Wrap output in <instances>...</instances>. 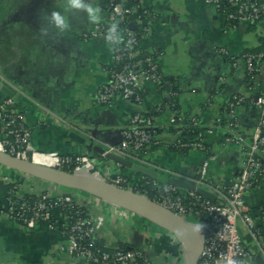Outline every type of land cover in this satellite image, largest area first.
<instances>
[{
    "label": "crops",
    "instance_id": "crops-1",
    "mask_svg": "<svg viewBox=\"0 0 264 264\" xmlns=\"http://www.w3.org/2000/svg\"><path fill=\"white\" fill-rule=\"evenodd\" d=\"M95 2L102 9L99 21L74 17L71 30L60 33L47 14L63 7V0H0V73L9 83L0 82V102L15 101L38 152L61 157L92 155L95 169L107 182L125 178L135 185L151 179L160 188H173L170 180L177 178L208 195H214L213 185L230 187L243 167V144L251 141L260 122L256 100L264 94V61L255 87H248L247 63L242 58L261 46L264 20L233 26L206 0H143L149 14L137 26L143 31L137 60L155 58L159 74L172 82L175 91L144 80L142 102L116 95L101 105L98 92L110 82V71L121 64L115 46L104 37H88L106 21L102 0ZM231 60L237 61L236 68ZM173 96L180 117L198 120L205 131L206 150L177 149L179 135L173 130L157 132L156 144L145 153L109 150L120 147L122 132L135 116L160 123L172 119L176 115L171 107ZM238 96L243 102L232 117L228 108ZM232 119L238 124L235 134L244 143L229 140L231 131L220 126ZM136 166L151 170L156 178L144 177ZM12 183L23 194L80 204L93 221V237L111 249L127 245L142 252L150 264H183L176 235L140 211L2 165L0 264H91L85 256L75 255L63 228V211L53 210L50 222L32 228L10 220ZM246 203L251 212L264 207V184L247 195Z\"/></svg>",
    "mask_w": 264,
    "mask_h": 264
},
{
    "label": "built area",
    "instance_id": "built-area-1",
    "mask_svg": "<svg viewBox=\"0 0 264 264\" xmlns=\"http://www.w3.org/2000/svg\"><path fill=\"white\" fill-rule=\"evenodd\" d=\"M113 3L105 10L106 21L103 25H98L88 35V37L101 38L104 37L108 28L112 24H117L121 33L120 41L116 48V58L121 64L117 70L110 71V82L104 85L98 92L97 102L101 105H107L116 96L120 95L124 99L142 102L138 92L143 89L142 82L152 81L157 84L161 81V75L158 71V66L152 57H147L144 60H137V49L139 40L132 30V26L137 27L144 19H142L136 10L112 0ZM140 5L144 9L146 16L149 14L142 5L143 0H139ZM207 3L213 6L219 14H221L228 23H257L264 19V0H206ZM225 1L228 6L235 11L227 10L223 6ZM133 17L135 20L131 22L130 28L128 25V17ZM145 16V17H146ZM124 44L123 48H118ZM225 55H227L224 52ZM261 60L263 55H246L247 68L253 71V63L255 59ZM260 62V61H259ZM147 65V68L145 66ZM238 65L236 60H233V68ZM0 82L8 83V81L0 73ZM12 86V85H11ZM15 92H20L12 86ZM23 94V93H22ZM236 102L229 105L230 114L234 117V110L237 105L243 102L242 98L235 97ZM1 106L15 108L13 99H5L0 102V124L5 123L2 129L11 135H14L15 141L4 140L0 141V152L9 154L17 159L35 163L37 156L52 160V165H42L53 167L63 171L65 167L76 163L73 174H81L86 171L91 177L100 178L101 181L109 183L102 179L100 173L95 169L96 159L92 155H82L73 160L71 157H61L52 154H44L38 152L32 145L31 132L24 123L13 130H9L18 120H23L21 113L13 110L12 114H5ZM256 110L260 117V122L255 131L252 141L244 143L240 135H229V140L239 141L244 143V163L238 176L234 179L230 187H224L222 184L212 186L214 190L215 201L204 198L196 192L185 193L194 198H203V204L206 213L209 215V226L199 218L189 212L183 205V197H178L175 200L165 198L164 200L152 201L156 205L174 213L181 217L184 221L192 226L201 240L202 250L199 255L197 264H257L256 257L261 256L264 261V211L260 210L252 213L247 208L246 197L253 190L264 184V180H260L258 186H255L259 177L264 176V94H260L256 100ZM191 121H194L192 119ZM189 122L181 117H173L168 122L160 123L153 118L144 119L140 116H135L131 123L122 132L123 139L120 147H111L109 150H119L122 153H139L146 152L148 148L156 144V134L161 130H171L172 128L180 136L184 131L186 123ZM192 150H205L202 143H194L189 145ZM37 164V163H36ZM40 165V164H39ZM207 163L205 164V167ZM68 172V171H66ZM122 179L116 178L110 181L113 186L119 187ZM16 193L10 192L8 216L14 222H21L24 226L34 227L39 222H50L52 220L53 210L59 209L64 214L63 228L66 229L67 235L71 234V247L75 252L78 239L83 236L93 237V221L90 217L78 219L75 223H71L70 214L60 207L58 203L50 207L44 201H38L32 207H29L24 202L23 195L19 192L20 187L14 186ZM173 189H176L173 187ZM21 191V190H20ZM185 196V197H186ZM49 199H52L49 197ZM70 201V200H68ZM19 208V211H17ZM32 214L27 215L28 211ZM26 211L27 213H24ZM198 225L203 227L198 228ZM246 232V235L243 233ZM172 232V231H171ZM177 237V243L182 255L183 264H190L192 260L193 247L185 238L181 239V235L174 232ZM185 240V241H184ZM250 242L251 246H249ZM186 243L191 246V251L186 250ZM195 245V244H194ZM190 247V248H191ZM198 247V246H197ZM140 252V251H139ZM139 252L130 251L127 253L119 252L115 255V260H109L108 255L102 257V262L98 263L93 256V253L85 254L91 264H132L135 262ZM148 261V260H147ZM147 264H150L147 262Z\"/></svg>",
    "mask_w": 264,
    "mask_h": 264
},
{
    "label": "trees",
    "instance_id": "trees-1",
    "mask_svg": "<svg viewBox=\"0 0 264 264\" xmlns=\"http://www.w3.org/2000/svg\"><path fill=\"white\" fill-rule=\"evenodd\" d=\"M117 2H120L121 4H124V5H128L129 8L136 10L138 15L142 19L145 18L146 14H144V9L140 5L139 0H118V1H115V4ZM112 3H113L112 0H102V6H103L104 11L107 10V7H109ZM223 6H225V8L227 10H229V11L231 10V12L235 11L233 8L228 6V4L225 1H223ZM134 20L135 19L132 16L128 17L129 23L127 26L129 28L131 26V22L133 23ZM229 24H231L233 26H237L240 23L232 22ZM133 32L136 35V37L138 38V40H140L142 38V34H143L142 30H140L139 28L136 27V29ZM123 47H124V44L122 43V45H120V47H118V48H123ZM115 48H117V47H115ZM246 55H255V56L263 55L261 60H258V57H257V59H255V61L253 63V71L248 70V68L246 70L247 86L248 87H255V81H254L255 76L258 72L260 63L264 61V38L262 39L261 46L258 49L251 50V51H248L245 53V55L242 58L243 59L242 61H244V62L246 60V58H245ZM225 56H227V55H225ZM152 59L155 60V58H153V57H152ZM231 63L233 64L232 60H231ZM145 68H147V65L145 66ZM158 85L160 88L167 90L170 93L175 91V89L173 88L172 82L163 78V77H161V81ZM138 94H139L140 100L143 101L145 99L144 90L141 89L138 92ZM175 99L176 98L174 96L171 97V100H172L171 101V107L176 112L175 117L179 118L180 117L179 106H178V103ZM234 102H236V100L232 99L231 103H234ZM1 109L5 114H12L14 112L13 111L14 109L17 110L16 107L12 108V107H7V106H1ZM228 111H230V108H228ZM22 123H23V120L22 121L18 120L14 126L10 127L9 130H13L15 127H19ZM4 124L5 123L3 122L0 124V126L3 127ZM220 126L226 127L228 129V131H231L229 133H232L234 135L237 134L238 124H237L236 119H234V120L232 119L231 121H225L224 120L220 123ZM171 130L175 131L174 128H172ZM262 131L264 133V128L262 129ZM204 132L205 131L200 126L198 120H196V119L194 121L190 120L189 122L186 123L184 131L179 136V139H178V142L176 145L177 149L182 150V151L192 150V148L189 145L194 144V143H202L203 146L205 147L206 145L204 144V139H203L204 138ZM252 139H251V141H252ZM4 140H9V141L14 142L15 137H14V135L9 134L8 131L4 132L2 129H0V141H4ZM205 150H206V147H205ZM69 157H71L73 160H76V158H77V156H69ZM30 160H31V158L29 155V161ZM75 167H76V163L71 164L69 167H65V170L68 172H73ZM239 172H238V174H239ZM238 174H237V176H238ZM120 179H122V182L119 184V188H121L123 190H130L136 194L146 196L150 201H153V202L159 201V200H164L165 198L175 200L178 197H183L184 199H183L182 203L186 207V209L189 212H191L195 218H199V219L203 220L207 227L209 226V221H208L209 215H208V213H206V210L203 206L205 199H203V198L197 199V198L191 197L189 195L186 196V194L182 193L179 189L166 188V187L160 188V187H158L157 183L151 179L141 180L135 185H131V183L128 179H125V178H120ZM260 180H264V176L259 177V180L255 184V186H258V184L260 183ZM109 183H110V181H109ZM15 185H16V183L11 184V191H13V193H16V191L18 192V190L14 189ZM19 192L23 195L24 202L27 203L29 205V207H32L38 201H44L50 207L54 206L55 203H58L62 209L69 212L71 223H75L78 219L89 217L85 208L83 206H81L80 204L74 202V201H68V200L60 199V198L49 199V197H47L46 195H42V196L38 197L35 195H29V194H25V193L23 194V192L20 190H19ZM260 210L264 211V207H262L261 209L260 208L259 209L254 208L252 210V213H256L257 211H260ZM17 211H19V208H17ZM26 211H28V210H26ZM26 211H24V213H27ZM31 214H32V211H28L27 215L30 216ZM17 223L23 225V223H21V222H17ZM65 230L66 229H64V231ZM68 237L71 240V237H72L71 234H69ZM71 242H72V240H71ZM248 244H249V246H251L250 242H248ZM130 251L139 252L137 249L130 247V246H127V245H120L117 249H111V248L107 247L103 242L95 239L94 237L83 236L82 238L78 239L74 253H75V255H83L82 254L83 252L85 254L93 253L94 258L96 260H98V263H100V262H102V257L104 255H108L109 260L114 261L115 255L117 253H119V252L127 253ZM83 256H85V255H83ZM147 262L148 261H147L145 255L142 252H139V254L136 257L135 262L132 264H147Z\"/></svg>",
    "mask_w": 264,
    "mask_h": 264
},
{
    "label": "water",
    "instance_id": "water-1",
    "mask_svg": "<svg viewBox=\"0 0 264 264\" xmlns=\"http://www.w3.org/2000/svg\"><path fill=\"white\" fill-rule=\"evenodd\" d=\"M135 29L136 27L132 26V30ZM1 87L2 84L0 83V88ZM4 90L6 89L4 88ZM9 96L12 97L13 95L10 94ZM0 165L12 168L16 171L31 175L36 178L50 181L62 187L100 195L110 201L117 203L120 206L140 211L141 213L149 216L153 221L167 228L161 222L157 221V218L155 219L153 215H150L145 211L139 209V204H145L146 206L158 211L160 213L159 215L165 216L166 218L170 219L179 226L180 230L182 231L183 237L193 247L192 260L190 264H197L199 261V255L202 250L203 244L200 236L194 232L195 230L192 228V226L186 221H184L181 217L175 215L174 213L156 205L150 200L144 199L142 195L135 194L133 192H130L129 190H123L119 187L113 186L112 184L103 182L101 180L96 181L94 179H91V177H82V174H73L57 168L42 166L34 162L23 161L9 154L1 152ZM134 169L141 173V175H143L144 177H150L154 179L156 178L155 173L145 167L136 166ZM63 182H68L69 184H65ZM169 184L176 189H183L188 192H196L197 194L203 196L206 199L215 201L214 195H208L200 190H197V186L193 183L186 182L177 178H172ZM256 262L257 264H264V261L260 255L256 257Z\"/></svg>",
    "mask_w": 264,
    "mask_h": 264
},
{
    "label": "clouds",
    "instance_id": "clouds-1",
    "mask_svg": "<svg viewBox=\"0 0 264 264\" xmlns=\"http://www.w3.org/2000/svg\"><path fill=\"white\" fill-rule=\"evenodd\" d=\"M101 14L102 9L95 0H63V7L48 12L47 19L58 32L67 33L71 30L74 17L87 19L89 23H96L101 19ZM41 32L47 34L46 29H41ZM120 38L121 33L118 25L112 24L104 36L105 41L115 46L119 43ZM197 227L203 226L198 225ZM229 264L232 262L229 261Z\"/></svg>",
    "mask_w": 264,
    "mask_h": 264
},
{
    "label": "bare ground",
    "instance_id": "bare-ground-1",
    "mask_svg": "<svg viewBox=\"0 0 264 264\" xmlns=\"http://www.w3.org/2000/svg\"><path fill=\"white\" fill-rule=\"evenodd\" d=\"M35 163L37 164H40V165H52V160H49V159H44V158H41L39 156L36 157L35 159ZM82 177H85V178H90L91 176L89 174L86 173V171L82 172ZM91 179H94L96 181H98L97 178L95 177H91ZM100 181V179H99ZM65 184H69L68 182H63ZM139 209L145 211L146 213L150 214V215H153L155 217V219L159 222H161L163 225H165L166 227H169L173 232L181 235V239L184 238L183 235H182V231L180 230L179 226L174 223L173 221H171L170 219L166 218L165 216H161L159 215L160 213L148 206H146L145 204H139ZM185 241V240H184ZM189 244V242H188ZM186 243V250L189 252L191 251L190 249H192V247L190 248L189 245Z\"/></svg>",
    "mask_w": 264,
    "mask_h": 264
},
{
    "label": "rangeland",
    "instance_id": "rangeland-1",
    "mask_svg": "<svg viewBox=\"0 0 264 264\" xmlns=\"http://www.w3.org/2000/svg\"><path fill=\"white\" fill-rule=\"evenodd\" d=\"M94 177H95V176H94ZM92 178H93V177H92ZM95 178H96V177H95ZM97 179H98V181H99L100 178H97ZM129 191H130V190H129ZM130 192H132V191H130ZM133 193H134V192H133ZM135 194H136V193H135ZM142 196H143V195H142ZM143 198L149 200L146 196H143ZM167 228L170 229L169 227H167ZM170 230H171V229H170ZM171 231H172V230H171ZM172 233H174V232L172 231Z\"/></svg>",
    "mask_w": 264,
    "mask_h": 264
}]
</instances>
